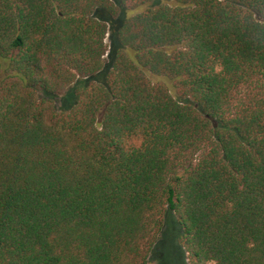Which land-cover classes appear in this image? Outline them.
Masks as SVG:
<instances>
[{
  "label": "trees",
  "instance_id": "trees-1",
  "mask_svg": "<svg viewBox=\"0 0 264 264\" xmlns=\"http://www.w3.org/2000/svg\"><path fill=\"white\" fill-rule=\"evenodd\" d=\"M155 1L0 0V264H264V0H162L83 88Z\"/></svg>",
  "mask_w": 264,
  "mask_h": 264
},
{
  "label": "rangeland",
  "instance_id": "rangeland-1",
  "mask_svg": "<svg viewBox=\"0 0 264 264\" xmlns=\"http://www.w3.org/2000/svg\"><path fill=\"white\" fill-rule=\"evenodd\" d=\"M161 1L162 0H156L155 1L156 3L151 4L150 6L145 5V6H141L137 9H134V10H124L122 12L120 19H119V17L117 19L111 18L110 15L104 11H103V13L99 12L97 14V17L100 20H103V22L105 21L109 27L107 38H106L107 53L105 56V64H104V67L102 68V70L99 71L97 74H95L92 77L83 79V81H82L84 83V85H83L84 87L82 86L83 88L87 87L91 83L99 84V85L105 84L106 76L112 68V61H113V58L111 60L112 51H114V49L116 47V43L119 46V42L117 39L118 30L122 27V25L124 24V22L127 19L145 12L147 9H149V7H152V6H155L156 4H159V3H161ZM166 84L170 88L171 94L175 97V91L172 89L171 84L169 82H166ZM77 85H78V83L75 84L76 87H77ZM71 93L72 92H66V94H62L61 96L58 97V99H56V102H57L56 105L57 106H55V107L58 111H67L71 108V106L73 105V103L70 105L71 100L69 98L70 97L69 95H71ZM74 95H75V99H76V94H74ZM44 96L49 97V99H52L53 97H55V96L47 95V94H44ZM74 103H75V101H74ZM168 215H172V214L168 213ZM176 233H177V228L174 226L173 221L171 220V217H170V218H168V221L166 223L163 235L166 234V236H165L166 240L171 241V239L174 240ZM174 243H176V242H174ZM168 251H167V255L170 254ZM161 255L163 256V254H159L154 258L152 257L151 264H158V260L161 258ZM164 257H166V256L164 255ZM162 262L167 263V264H188V261L186 259V255H183L182 253L181 254L176 253V252L174 255L172 254V255L167 256Z\"/></svg>",
  "mask_w": 264,
  "mask_h": 264
}]
</instances>
